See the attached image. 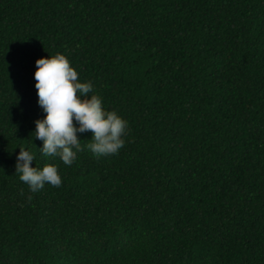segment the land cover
Returning <instances> with one entry per match:
<instances>
[{"label":"trees","instance_id":"obj_1","mask_svg":"<svg viewBox=\"0 0 264 264\" xmlns=\"http://www.w3.org/2000/svg\"><path fill=\"white\" fill-rule=\"evenodd\" d=\"M57 54L128 122L117 155L40 153ZM0 264H264V0H0Z\"/></svg>","mask_w":264,"mask_h":264},{"label":"clouds","instance_id":"obj_2","mask_svg":"<svg viewBox=\"0 0 264 264\" xmlns=\"http://www.w3.org/2000/svg\"><path fill=\"white\" fill-rule=\"evenodd\" d=\"M36 67L35 87L46 116L35 121L34 140L42 143L39 149L43 157H59L65 166H72L77 153L83 150L79 136L89 132L93 142L88 150L97 158L117 155L125 147L128 122L117 112L106 111L102 97L90 95L94 91L92 83L80 82L78 72L65 55L41 58ZM20 149L16 174L31 192L38 193L46 185L62 186L57 166L33 167L35 155Z\"/></svg>","mask_w":264,"mask_h":264}]
</instances>
